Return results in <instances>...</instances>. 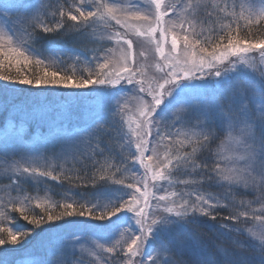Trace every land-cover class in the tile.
Listing matches in <instances>:
<instances>
[{"label":"snow or ice","instance_id":"1","mask_svg":"<svg viewBox=\"0 0 264 264\" xmlns=\"http://www.w3.org/2000/svg\"><path fill=\"white\" fill-rule=\"evenodd\" d=\"M262 28L264 0H0V264H264Z\"/></svg>","mask_w":264,"mask_h":264},{"label":"rangeland","instance_id":"2","mask_svg":"<svg viewBox=\"0 0 264 264\" xmlns=\"http://www.w3.org/2000/svg\"><path fill=\"white\" fill-rule=\"evenodd\" d=\"M53 98L52 99H47L45 101V104L49 105L52 107V112H51V116L56 119V120H61L63 119V117L65 116V113L68 109V105L67 103L65 102H62L61 99L59 97H54L52 96ZM28 101L24 102V103H27ZM70 106V105H69ZM0 116L3 117V119L5 120V126L9 123V121L11 120V114H5L3 112H0ZM79 121V117L77 115L73 116L72 117V120L71 122H78ZM13 123L15 124V127L17 128H23V132H22V135L23 137L26 139V140H33L35 138H38L40 136H36L38 134H36L35 130L39 129V133L42 134V129L44 128H41L39 126H37L36 124H33V129L34 131L32 132V134L29 132V129H30V126L32 125V123H29V124H25L23 121H13ZM5 126L1 129L0 132H3ZM46 131H48L46 128H45ZM47 133H45L46 135ZM3 183H7L6 181H2L0 182V185H2ZM50 185H55L56 186V183L55 182H52V181H49L48 182V185H42L40 190H35L33 189L32 190V194L33 195H39L41 197V201L43 202L44 200V197H45V191H44V188L45 187H48V188H51V191L48 192V196H50L52 199H57V197L60 196V193L56 192L57 191V188L60 189L61 187L58 185L56 186L57 188L55 187H51ZM55 194V195H54ZM13 217H15L16 219H19V214L18 213H14L12 214ZM15 222L14 220H8L7 222H5L4 224L2 223V219H0V227H8L10 223H13ZM21 223H24L22 220L20 221ZM86 246V245H85ZM7 255H10V257H8L9 259H13V258H16L20 255L19 252H8ZM88 259H96L95 257H88Z\"/></svg>","mask_w":264,"mask_h":264},{"label":"trees","instance_id":"3","mask_svg":"<svg viewBox=\"0 0 264 264\" xmlns=\"http://www.w3.org/2000/svg\"><path fill=\"white\" fill-rule=\"evenodd\" d=\"M262 31H264V28H262L261 29ZM243 34H245V33H242V35ZM11 71L14 73L15 71H16V69H15V67H13L12 69H11ZM28 71H31L30 69L28 70ZM54 97H59V96H54ZM53 97H49V99H52ZM60 98V97H59ZM21 100L23 101V102H26L27 101V98L26 97H21ZM68 107H69V105H68ZM78 116V115H77ZM72 124H77V123H79V121L78 122H76V123H74V122H71ZM5 124V120L3 119V117H1L0 116V131H1V129L5 126L4 125ZM33 124L34 123H32V125L30 126V129H29V132L32 134V132L34 131V129L32 128L33 127ZM35 132H36V134H38V135H36V136H42V135H45V133H47V131L45 130V128L44 129H42V134L41 133H39V129H37V130H35ZM51 187H55V188H57L56 186H58L57 184H56V186L55 185H50ZM62 191H63V189L62 188H60V189H58L57 188V191L56 192H58V193H62ZM57 199H60V196L59 197H57ZM39 211V210H38ZM8 221V219H2V223L4 224L5 222H7ZM8 257H10V255H7Z\"/></svg>","mask_w":264,"mask_h":264}]
</instances>
